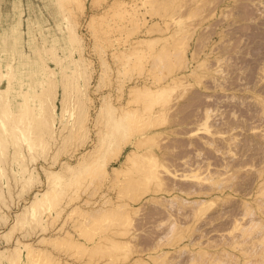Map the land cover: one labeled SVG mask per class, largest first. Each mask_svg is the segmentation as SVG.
Wrapping results in <instances>:
<instances>
[{"label":"rangeland","instance_id":"1","mask_svg":"<svg viewBox=\"0 0 264 264\" xmlns=\"http://www.w3.org/2000/svg\"><path fill=\"white\" fill-rule=\"evenodd\" d=\"M70 29L75 30L81 38L79 44L74 43L75 41L70 43L66 38ZM71 45L78 49L73 47L71 50ZM0 65V91L4 95L2 97L0 92V102L5 101V104L2 102L0 111L3 105H7L6 108L11 111L9 120L14 119L12 116L19 119V116L26 113L18 121L21 123L19 128L25 129V137L31 134L29 139L34 144L31 147L34 151L30 152L34 155L29 152L27 147L30 143L26 145L28 141H24L28 138H24V135L18 139V145L23 154H26V162L39 167L42 178L43 169L50 166L47 158L51 154L55 155L53 167L58 169L60 162L75 164L82 152L84 154L96 146L100 148L101 137L105 138L104 126L116 109L117 113L122 114L123 111H128V106L130 109L133 107L134 118L129 114L131 119L128 123L138 124L141 121L133 128L132 136H128L130 138H120V143L117 141L116 147L112 146L110 151L98 149L99 153L97 151L98 154L95 155L100 162L99 166L103 163L102 168H99V172L97 168L95 176L91 175V179L86 177L83 183V187L86 186L84 189L89 190L87 192L92 191L89 194L91 202L97 199V204L102 205L100 200H106L107 195L114 201L111 209L122 211L124 208L125 211L127 208L131 210L126 209L129 215H122L125 212L118 213L120 215L115 221H111L112 224L104 222L109 219H101V223L106 224L103 226L104 229L107 228L105 232L101 231L100 223L96 224L95 229L96 220L90 218L88 221L81 213L82 216H78L79 213L69 216L67 210L72 212L70 206L53 223L37 221L43 224L40 225L33 221L28 226H17L12 234L5 237L0 235V248L10 245L15 237L22 236L23 233L31 238L30 233H26L28 228L35 227V232L30 230L35 236L37 230L43 229L40 227H47L45 230L48 232L65 220L68 221L67 229L75 231L69 237L75 242H84V246H73L71 242L68 243L71 239L56 240L54 247L51 243L46 248L53 257L57 255L58 258L54 257V261H59L60 258L61 261L73 262L72 264H133L136 260L139 261L138 264L143 261L145 264H187L194 255L193 261L196 264H203V259L206 264V258H203L205 255L202 256L206 250L207 258L213 251L214 254L218 251L216 257L220 256L221 261V255L224 258L230 253L237 256L231 259L232 255L227 254L229 257L224 260L227 259L228 264H243L241 261L249 256L253 248L252 246L250 250L249 247L251 239L255 244L259 243L257 246L253 244L254 249L258 247L261 251L264 242L257 240L264 234V210L260 213L264 206V0H0ZM123 65L129 70L127 67L124 69ZM190 69L194 71L193 74L188 73ZM174 75H180L183 79L176 80V84L169 87L168 81ZM147 79L151 82V91L164 88L159 94L154 91L152 95L155 98L152 102L155 104L152 103L149 111L145 107L148 113H143L146 112L142 109L147 105L144 103L148 96L141 98L146 99L144 102L139 99V103H131L128 102V92L134 84ZM5 80L8 81L7 89ZM52 84H55L54 87ZM165 84L167 85L164 86ZM167 86L169 89L165 90ZM103 96L115 107L107 106L108 108L101 110ZM28 105L33 113L28 111L29 108L26 112L23 111ZM30 114H33L32 119L28 118ZM141 114H149L151 117L139 118ZM127 120L128 117L124 121ZM13 125L15 124L10 125L12 129ZM139 137L144 139L141 144L143 146L135 143ZM12 148L10 143L0 148V205H3V211L10 221L31 200L35 190L44 187L43 184L36 187L35 182L22 187L20 179L24 175L20 176L21 172L17 171L14 176L12 171ZM133 151L138 154L133 156L136 159L132 161L131 168L127 169L130 173L119 175L116 188L107 191L109 194L104 198L102 193H105L100 192L105 191L107 179L101 170L106 166L111 176L115 177L113 169H123L129 159L126 156ZM33 158L35 162L32 161ZM154 165L158 172L155 169V172L150 171ZM152 172L157 173L160 180L157 177L153 179ZM209 176L214 181L206 178ZM217 182L223 183L217 185ZM214 184L219 188L213 189ZM88 186L91 188L88 189ZM96 186L99 188H95ZM202 189L203 193L198 194ZM199 198L205 200L201 213L194 212L190 203ZM242 199H245L246 205ZM255 199L261 202H256ZM122 201L128 202L130 207L124 206L128 203ZM119 204L122 209L117 208ZM76 215L81 223L77 222L79 219H76ZM69 217L77 221L73 224ZM123 217L127 220L126 224ZM237 218L247 222H241V225L244 224L241 227H245L241 231L238 230L240 222L235 221ZM212 219H216V223ZM250 219H254L257 224L253 222L255 225L249 224L251 227L248 228ZM211 220L214 224H211ZM34 224L40 227L36 228ZM234 224L238 226H233ZM7 226L0 221V232L7 230ZM89 231L91 235L88 234ZM257 232L259 236L256 235ZM92 234H95L94 237ZM234 236L237 240L233 239ZM207 239L213 243L215 241V244L219 241L221 246L215 247ZM199 241L207 244L197 245ZM222 241L223 244L226 241L241 244L243 241L246 246L242 243L241 247L237 245L239 248L234 249L237 247L235 244L229 242L230 247L228 242V245H223ZM208 244L210 248L207 247ZM220 249L224 251H221L222 254H219ZM243 251H246L245 254L248 251L247 255ZM255 251H252L251 257H257L262 252ZM68 252H71L70 255H64ZM71 254L73 257H70ZM216 257L214 255L213 258ZM6 259L7 257L3 258L1 264H8ZM236 259L239 262L234 263ZM210 260H207V264H214ZM217 260L216 258V264ZM226 262L223 264H227Z\"/></svg>","mask_w":264,"mask_h":264},{"label":"bare ground","instance_id":"2","mask_svg":"<svg viewBox=\"0 0 264 264\" xmlns=\"http://www.w3.org/2000/svg\"><path fill=\"white\" fill-rule=\"evenodd\" d=\"M122 10H125V8L124 9H122ZM127 11V10H126ZM125 11V12H126ZM122 13V12H121ZM118 14H119V12H118ZM66 38L68 39V41L71 43V42H73V41H75L74 43H78L79 44V42L81 41V38L78 36V34L76 33V31L75 30H68V33H67V35H66ZM76 43V44H77ZM137 43V42H136ZM135 43V44H136ZM140 42H138L137 44H139ZM81 44V43H80ZM72 46V45H71ZM82 46V45H81ZM73 47H74V45L71 47V50L73 49ZM78 47H79V45H78ZM74 49L76 50V49H78V48H75L74 47ZM82 49V48H81ZM71 52V51H70ZM70 54V53H69ZM81 54V53H80ZM133 54V53H132ZM137 55V54H136ZM139 55V54H138ZM137 55V56H138ZM136 57V56H135ZM222 58V57H221ZM219 61H221L220 59H219ZM154 62V61H153ZM152 63V62H151ZM155 63V62H154ZM85 64V63H84ZM129 64V63H128ZM1 66V65H0ZM124 66V65H123ZM129 66V65H128ZM133 66V65H132ZM153 66H154V64H153ZM79 67V66H78ZM127 67V66H126ZM125 66H124V69L126 68ZM130 67V66H129ZM156 67V66H155ZM1 68V67H0ZM128 68V67H127ZM87 69V68H86ZM89 69V68H88ZM92 69V68H91ZM132 69V68H131ZM1 70H2V68H1ZM49 70V69H48ZM83 70H84V68H83ZM122 70H123V68H122ZM128 70H129V68H128ZM132 70H134V69H132ZM131 70V71H132ZM51 71V70H50ZM79 71V70H78ZM4 72H5V70H4ZM61 72V71H60ZM81 72V71H80ZM124 72V71H123ZM128 72V71H127ZM193 70H189V72L188 73H190V74H193ZM131 73V72H130ZM65 74V73H64ZM63 75V74H62ZM2 76V75H1ZM10 76V75H9ZM166 76V75H165ZM164 76V77H165ZM53 77V76H52ZM63 77V76H62ZM6 78H8V77H6ZM155 78L157 79V76H155ZM171 79V78H170ZM169 79V80H170ZM181 79H183V77L182 76H180V75H174V76H172V79L170 80V81H168L170 84H168V86L169 87H171V86H173V85H171V84H176V80H181ZM2 81V80H1ZM150 81H152V80H150ZM4 82V81H3ZM174 82V83H173ZM178 82V81H177ZM6 83H8V81L7 80H5V84ZM50 83V82H49ZM151 84V82H148V79L146 80V81H144V82H137L136 84H134L132 87H131V89H130V91L128 92V94L130 95V97H129V101L128 102H133V103H136L137 101H139L140 102V100L139 99H141V98H143V97H145L146 98V96H148L145 100L147 101V102H145L144 103V105H146V106H144V109H142V110H145L146 111V109L148 110V109H150V107H152V105L153 104H155V102H152V99L153 98H155V96L154 95H152L153 93H154V91L155 90H150V87L152 86V85H150ZM4 84V85H5ZM167 84H165L164 86H166ZM55 85V84H54ZM54 85L52 84V86L54 87ZM65 85V84H64ZM0 86H2V82H1V85ZM6 86V89H7V84L5 85ZM5 86H4V88H5ZM161 86V85H160ZM165 87V90L168 88L169 89V87ZM49 87V86H48ZM63 87V86H62ZM162 87V86H161ZM164 88V87H163ZM163 88H160L159 89V87H158V89L160 90H156L155 92H157L158 94H159V92L161 93L162 91L161 90H163ZM5 89V90H6ZM50 90H52L51 88H49ZM48 89V90H49ZM64 89H65V86H64ZM152 89V88H151ZM154 89V88H153ZM1 90V89H0ZM46 91V90H45ZM1 92V96H2V92L3 91H0ZM5 92V91H4ZM25 93V92H24ZM38 93V92H37ZM42 93V92H41ZM45 93V92H44ZM44 93H42V94H44ZM156 93V94H157ZM4 94V93H3ZM52 94V93H51ZM63 94V93H62ZM65 94V93H64ZM54 95V94H53ZM150 95V96H149ZM151 95L152 96H154V97H151ZM4 96V95H3ZM2 96V97H3ZM25 96V95H24ZM27 96V95H26ZM36 96V95H35ZM38 96H40V94L38 95ZM37 96V97H38ZM45 96V95H44ZM48 96V95H47ZM105 96V95H104ZM104 96H103V100H101V101H103V104H102V106H101V110H103L105 107L106 108H108L109 106H113V105H111V102L110 101H108L106 98H104ZM128 96V95H127ZM160 96H161V94H160ZM2 97H1V99H2ZM55 97V96H54ZM106 97V96H105ZM24 98H26V97H24ZM36 98V97H35ZM40 98V97H39ZM43 98V97H42ZM46 98V97H45ZM62 98V97H61ZM108 98V97H107ZM150 98V99H149ZM4 99V98H3ZM27 99V98H26ZM26 99H24L25 101H26ZM38 99V98H37ZM149 99V100H148ZM23 100V99H22ZM145 100H142L141 99V101L142 102H144ZM154 100H157V99H154ZM153 100V101H154ZM158 101V100H157ZM5 102V101H1L0 103V107H1V105L3 104V103ZM23 102V101H22ZM27 102V101H26ZM43 102V101H42ZM45 102H46V99H45ZM126 103L127 105H129V103ZM139 102H137V103H139ZM148 102H151V103H148ZM102 103V102H101ZM153 103V104H152ZM5 104V103H4ZM25 104V103H24ZM27 104H28V102H27ZM26 104V105H27ZM46 104V103H45ZM44 104V105H45ZM125 104V103H124ZM151 104V105H150ZM34 105V104H33ZM66 105V104H65ZM123 105V104H122ZM143 105V104H142ZM141 105V106H142ZM42 106V105H41ZM108 106V107H107ZM124 106H126V105H124ZM7 107V105L5 106V105H3V107L1 108V111H0V148L3 146L4 147V145H6L7 143H10V146L12 147L13 146V148H12V150H10V152H11V154H12V156H14V157H12L13 158V162H14V168L12 169V171L14 172V176H16V172L17 171H20L21 173H20V176H21V174L22 175H24L23 177L21 176V179L20 180H22V187H27V186H29V184H33L34 182L35 183H37L36 184V187H41V185L43 184V188L42 189H40V188H38V189H36L35 190V192H34V194H33V196L31 197V200H29V201H27L26 202V205L22 208V209H20L19 211H17L16 213H15V215H14V217H13V220L12 221H10L9 220V217L5 214V212L3 211V205H0V221L3 223V225L4 226H6V225H8L7 226V230H5V231H1L0 232V235L2 236V237H5V236H7V235H9L11 232H13V230L17 227V226H19V227H21V226H25V225H29L30 223H32L33 221L34 222H36L37 223V221H40V222H45L46 223V221L48 222H51L52 221V223L57 219V218H59L63 213L62 212H64L68 207H70V206H72V207H70L72 210V212H70V210H69V212H68V210H67V213H69L68 215L70 216H72L73 215V213L75 214H77L78 215V213H79V215L78 216H80L81 214L83 215V217H84V215H85V218H87V220L89 221L90 220V218H91V220H96V222H94L95 224V226L94 225H92V226H94V228L95 229H97L96 227H97V225L96 224H99L100 223V226H101V231L103 230H105V232H106V229L107 228H103V226H105L106 224L105 223H110V224H112L111 223V221L114 219V221H115V218L116 217H118V215H120L121 213L120 212H125V214L123 213L122 215H129V212L128 211H131V210H128L127 208V212H126V209H125V211H123V209L120 207V204H119V207H117L118 205L117 204H114V205H117V206H115V207H117L118 209L119 208H121L122 209V211H119V210H115L114 208L113 209H111L112 208V198L111 197H108L106 194L108 193L107 191H113L116 187H115V185H117V183H116V181L120 178V176L119 175H123V174H125L126 172L127 173H130V171H128L129 170V168H131V165H133L132 164V161H134L136 158H133V156H135V155H137L138 153L137 152H132V154H128V156H126V157H128V158H126V160L128 159V162L127 161H124V162H127L126 164H124L125 166H123V169H120L119 170V168H115V169H113L114 170V174L116 175H114L115 177H112L111 176V173L108 171V169H107V167L105 166V165H103V166H105L104 168H103V170H101L102 171V173H103V171H104V173H105V175H106V179H107V184H104V186L105 185H107V187H106V189H105V191H101L100 192V194L102 193V192H104L105 194H103L102 193V196L104 197L105 195V197H106V200H104V201H101L100 200V202H103V204L102 205H99V204H97V201L95 200V201H93V202H91L92 200L90 199L91 197L89 196V194H91V192L89 193V192H87V191H89V190H86V189H84V188H86V186L85 187H83L85 184H83L84 183V180L86 179V177H89L90 178V176L92 175V176H95V173H94V171H96V169H97V172H99V168H102V164H100V166H99V164L98 163H100L99 161H98V157L96 156L98 153H99V151H98V149H105L104 151H108V149H109V151H110V149L112 148V146L114 147V145L117 143L118 144V142H119V139L120 138H122V137H125L124 139H126V137H128V136H132L131 134H132V132H134V130H133V128L135 127H137L136 125H138L141 121H139V123L137 124V122L136 123H132V122H130V123H128L129 122V120L131 119V117H133L134 118V116H132V114H135L134 113V110H132V108L130 109L129 108V106H128V111L127 110H125V112L123 111L122 112V114H120V113H117L116 112V110H115V112H114V114H111V118L110 119H108L107 121V123H106V126H104V129H106L105 130V132H104V137L105 138H103V137H101L102 139V145H101V147L99 148L98 146H96V144L94 145V146H96V148L95 147H93L92 149H90V150H88V151H86L84 154H82L81 153V155H79L80 157H78V161H76V163L75 164H72V163H70V162H65V161H63V162H60V164H59V167H58V169H55L53 166L55 165V155L54 154H51V156L49 157V158H47V159H49L48 161V163H49V165L50 166H48V168H45V169H43V171H44V178H42L41 176H40V173H39V171H38V168L39 167H37L36 166V164H32V165H30V164H28V162H26V160L28 161V159H27V157L23 154V152L19 149L20 148V146L18 145V142H19V138H21V136H23L24 135V138H28L27 140H23L25 143H26V145L28 146V144H29V146L27 147V148H29V152H30V150H31V147L33 148V146H34V144H31V142H30V140L31 139H29L30 138V135L28 136V137H25V135H26V131H24L23 129H20L19 128V124H21V123H19L18 121L20 120V118H24V116H25V114H24V116H19L18 117V115H17V117L19 118V119H17L16 117H13L12 115V119L13 120H9L8 119V115L10 114V110L9 109H7L6 108ZM31 107V106H30ZM30 107H29V105H28V107L27 108H25V106L23 107V108H25L23 111L24 112H26L25 110L26 109H28L29 108V110L28 111H32V110H30ZM33 107H35V106H33ZM33 107H32V109H33ZM113 107H115V106H113ZM145 107H146V109H145ZM55 108H57V107H55ZM141 108V107H140ZM139 108V109H140ZM142 108H143V106H142ZM42 109V108H41ZM54 109V108H53ZM65 109V108H64ZM124 109H126V108H124ZM27 111V112H28ZM140 111V110H139ZM149 111V110H148ZM53 112H54V110H53ZM56 112V111H55ZM64 112V111H63ZM143 111H141V113H142ZM19 114H20V112H18ZM22 113V112H21ZM32 113H33V111H32ZM113 113V112H112ZM123 113H125V114H123ZM143 113H148L147 111L146 112H143ZM151 113V112H150ZM17 114V113H16ZM28 114H29V112H28ZM27 114V115H28ZM129 114H131V117L129 116ZM155 114V113H154ZM21 115V114H20ZM31 115V114H30ZM33 115V114H32ZM32 115L30 116V117H28V118H31L32 117ZM110 115V114H109ZM112 115L114 116V117H112ZM140 115V114H139ZM146 115V114H145ZM144 115V116H145ZM53 116V115H52ZM143 116V114H141V116L139 117V118H143L144 117ZM127 117H128V120L127 121H124V120H126L127 119ZM145 117H151V116H149V114H147V116H145ZM144 117V118H145ZM10 118V117H9ZM27 117H25V119H26ZM113 118V119H112ZM25 119H23V120H25ZM32 119V118H31ZM30 119V120H31ZM9 120V121H8ZM17 120V121H16ZM28 120V119H27ZM21 121V120H20ZM51 121H52V119H51ZM25 122V121H24ZM23 121H22V123H24ZM29 123V122H28ZM52 123V122H51ZM143 123V122H142ZM11 124H15L16 125V128H15V125H13L14 126V128L12 129V127L10 126ZM26 125V124H25ZM28 125V124H27ZM64 125V124H63ZM96 125V124H95ZM99 125V124H98ZM10 126V127H9ZM28 126H30V125H28ZM44 126V125H43ZM77 126H79V125H77ZM102 126V125H101ZM21 127V126H20ZM82 127V126H81ZM95 127V126H94ZM22 128V127H21ZM26 129L28 128L27 126L25 127ZM45 128V127H44ZM48 128V127H47ZM68 128V127H67ZM46 129V128H45ZM64 129V128H63ZM81 130V129H80ZM100 130V129H99ZM133 130V131H132ZM30 131V130H29ZM96 131H98V130H96ZM141 131H143V130H141ZM54 132H56V131H54ZM53 132V133H54ZM100 132H102L101 130H100ZM29 133V132H28ZM52 133V134H53ZM78 133V132H77ZM95 133V132H94ZM81 134V133H80ZM90 134V133H89ZM43 135H45V134H43ZM48 135V134H47ZM55 135V134H54ZM99 135V134H98ZM106 135V136H105ZM57 136H58V134H57ZM60 136V135H59ZM51 137V136H50ZM49 137V138H50ZM23 138V139H24ZM57 137H55V139H56ZM59 138V137H58ZM128 138H130V137H128ZM42 139V137L40 136V140ZM51 139V138H50ZM123 139V138H122ZM143 138H141V137H139L138 138V140H137V142H135L136 143V145L137 146H143V145H141L142 144V142H143V140H142ZM33 140V139H32ZM35 140V139H34ZM37 140V139H36ZM97 140V139H96ZM118 141V142H117ZM23 142V144H25ZM62 142V141H61ZM33 143H34V141H33ZM93 143H94V141H93ZM120 143V142H119ZM20 144V143H19ZM36 144V143H35ZM39 144H40V141H39ZM33 145V146H32ZM48 145V144H47ZM51 145V144H50ZM93 145V144H92ZM41 146H42V144H41ZM49 146V145H48ZM40 147V146H39ZM115 147H116V145H115ZM43 148V147H42ZM42 148H41V150H42ZM44 148H45V145H44ZM34 149H36L35 147H34ZM58 149V148H57ZM77 149V148H76ZM121 149V148H120ZM37 150V149H36ZM44 150V149H43ZM34 150H31V152H33ZM40 151V150H39ZM76 151V150H75ZM98 151V153H96ZM112 151H113V149H112ZM111 151V152H112ZM30 152V153H31ZM41 153V152H40ZM44 153V152H43ZM57 153V152H56ZM95 153H96V155H95ZM107 153V152H106ZM14 154V155H13ZM31 154H33V153H31ZM110 154V153H109ZM34 155V154H33ZM36 155V154H35ZM43 155V154H42ZM49 155V154H48ZM53 155V156H52ZM75 155H76V152H75ZM105 155V154H104ZM31 157H33L32 155H30ZM72 156V155H71ZM99 156V155H98ZM76 157V156H75ZM100 157V156H99ZM103 157V156H102ZM25 158H26V160H25ZM39 158V157H38ZM57 158V157H56ZM31 159V158H30ZM46 159V158H45ZM47 159H46V161H47ZM117 159V158H116ZM30 161V160H29ZM32 161H34L35 162V159L33 158V160ZM70 161V160H69ZM31 162V161H30ZM33 162V163H34ZM101 162H103V161H101ZM105 162V161H104ZM123 162V163H124ZM57 164V163H56ZM15 165H16V167H15ZM19 168H18V167ZM99 166V167H98ZM45 167V166H44ZM47 167V166H46ZM156 165H154V166H152L151 167V169H150V171H152L153 170V172H158L157 170H156ZM18 169V170H17ZM20 169V170H19ZM128 169V170H127ZM154 169H155V171H154ZM264 170V169H263ZM1 171V170H0ZM96 172V173H97ZM112 173H113V171H111ZM152 172V173H153ZM259 172H262V174H263V171L262 170H259ZM103 173V174H104ZM18 174V173H17ZM94 174V175H93ZM100 174V173H99ZM99 174H98V177H99ZM102 174V176H104ZM156 174V175H155ZM260 173H258V175H259ZM19 175V174H18ZM153 175H154V177H153ZM97 176H96V178H98ZM152 177H153V179L155 178V177H157L158 178V176H157V173H153L152 174ZM220 177V176H219ZM204 178V177H203ZM206 178H210V176L209 177H206ZM91 179V178H90ZM95 179V178H94ZM152 179V180H153ZM159 179V178H158ZM208 179H206V180H208ZM211 179V178H210ZM209 179V180H210ZM214 179V178H213ZM213 179H211L212 181H214ZM215 179H217V178H215ZM219 179V178H218ZM230 179H232V178H230ZM96 180V179H95ZM160 180V179H159ZM199 180H200V178H199ZM208 180V181H209ZM220 180V179H219ZM219 180H217L218 182H219ZM222 180V179H221ZM233 180V179H232ZM264 180V179H263ZM262 180V178H261V181H263ZM90 181V180H89ZM155 181V180H154ZM156 181H158V180H156ZM216 181V180H215ZM222 181H224V180H222ZM91 182H92V180H91ZM161 182V181H160ZM217 182V185H219V184H221V183H223V182H220V183H218ZM161 183H163V182H161ZM161 183H160V185H161ZM212 183V182H211ZM210 183V184H211ZM215 183V182H214ZM264 183V182H263ZM263 183H261V185L263 184ZM89 185H90V183H88ZM236 184V183H235ZM94 185V184H93ZM133 185V184H132ZM201 185V184H200ZM222 185V184H221ZM220 185V186H221ZM95 186V185H94ZM214 186H215V184H214ZM230 186V185H229ZM234 186V185H233ZM89 187L90 186H88L87 188L89 189ZM98 186H96L95 188H97ZM217 186H215L213 189H218V188H216ZM231 187V186H230ZM91 188V187H90ZM99 188V187H98ZM97 188V189H98ZM120 188V187H119ZM221 188V187H220ZM260 188H261V186H260ZM25 188H23V190H24ZM210 189V188H209ZM262 189V188H261ZM26 191H27V189H25ZM124 190V189H123ZM212 190V189H211ZM93 191H94V193H95V190L93 189ZM117 191V190H116ZM126 191H128V189L126 190ZM260 191V190H259ZM118 192V191H117ZM206 192V191H205ZM264 192V191H263ZM97 193V192H96ZM125 193H127V192H125ZM198 194H201V193H203V189L201 190V191H198L197 192ZM207 193H209V192H207ZM260 193V192H259ZM109 194V193H108ZM122 194V193H121ZM94 195V194H93ZM116 195H118V194H116ZM209 195V194H208ZM261 195H262V192H261ZM113 196V195H112ZM122 196V195H121ZM205 196H207L206 194H205ZM104 197V198H105ZM118 197V196H117ZM128 197V196H127ZM258 197V196H257ZM264 197V196H263ZM102 197H100V199H101ZM119 198H120V196H119ZM122 198V197H121ZM129 198V197H128ZM259 198H260V196H259ZM95 199V198H94ZM133 200H135L134 198H132ZM264 199V198H263ZM116 200V199H115ZM136 200H137V198H136ZM243 200V199H242ZM245 200V199H244ZM243 200V201H244ZM258 199H255V201L256 202H261V201H257ZM260 200V199H259ZM262 200V199H261ZM110 201V202H109ZM203 201H205V200H203V198H199L198 200H194V201H192V202H190L191 203V207L193 208L192 210L194 211V212H198V213H201L202 212V209H203V206H204V203H203ZM109 202V203H108ZM114 202V201H113ZM123 202V201H122ZM122 202H121V205H122ZM246 201H244V203H245ZM255 202V203H256ZM264 202V200H262V203ZM2 203V202H1ZM117 203V202H116ZM120 203V202H119ZM123 203H128V202H123ZM244 203H242V205L244 204ZM262 203H259V204H262ZM72 204V205H71ZM247 203H245L244 205H246ZM256 204H258V203H256ZM258 204V205H259ZM84 205L86 206V207H84ZM123 206V205H122ZM124 206H129L130 207V205H129V203H128V205L126 204V205H124ZM248 206H249V204L246 206V208H248ZM262 206V205H261ZM132 207V206H131ZM244 206H242V208H243ZM250 207H252V206H250ZM246 208L244 209V210H246ZM254 208V207H253ZM252 208V209H253ZM120 209V210H121ZM131 209V208H130ZM134 209V208H133ZM135 209H136V207H135ZM263 210H264V206H263V208L261 209V212L260 213H263ZM134 211V210H133ZM136 211V210H135ZM231 211V210H230ZM232 211H233V209H232ZM250 211V210H249ZM259 211H260V208H259ZM245 212V211H244ZM81 213V214H80ZM118 213H120V214H118ZM127 213V214H126ZM226 213V212H225ZM255 213V212H254ZM247 214H248V212H247ZM39 215V216H38ZM77 215H76V219H77ZM81 215V216H82ZM87 215V216H86ZM203 214H201V216H202ZM223 215H225V214H223ZM251 215V214H250ZM256 215V214H255ZM38 216V217H37ZM65 217H66V215H64ZM90 216V217H89ZM196 216H199V215H196ZM244 216V215H243ZM257 216H259L258 214H257ZM35 217H37V218H35ZM68 217V216H67ZM126 219H127V217L126 216H124ZM123 217V218H124ZM129 218H130V216H128ZM248 217V216H247ZM253 217H254V214H253ZM81 218V217H80ZM120 218H121V216H120ZM125 218L124 219H122L123 220V222L126 224V222L125 221H127V220H125ZM193 218H195V216H193ZM201 218V217H200ZM250 218H252V215L250 216ZM255 218V217H254ZM36 219H38V220H36ZM53 219V220H52ZM61 219V218H60ZM66 219V218H65ZM68 219H72V221L75 219V216H74V219L72 218V217H69ZM79 219V218H78ZM77 219V220H78ZM101 219H109L108 221H102L104 224H102L101 223ZM219 219V218H218ZM217 219V220H218ZM256 219V218H255ZM258 219V218H257ZM256 219V220H257ZM260 219V218H259ZM69 220V221H70ZM76 220V221H77ZM83 220V219H82ZM85 220V219H84ZM100 220V222H98ZM118 220V219H117ZM213 220V219H212ZM211 220V221H212ZM216 219H214L213 221H215ZM219 220H221V219H219ZM238 220V221H237ZM252 219H250L248 222V228H250L251 226V224L254 222L255 224H257V222L253 219V221H251ZM261 220V219H260ZM63 222L61 223V224H59V225H55V226H53V228H51V230H49L48 232H47V230H45L44 229V227H40L39 225L37 226L36 224H34L35 226H37L36 228H38V227H40V228H43L42 230L40 229V230H37V232H36V234H35V236H33L31 233L32 232H30V230L31 231H33L34 229H35V227H34V229L32 228V229H29L28 228V230L29 231H26V233L27 232H29L30 233V236H31V238H28L29 236H26L24 233H23V235L22 236H18V237H15V239L13 240V242L10 244V245H7V246H5L4 248H0V264H1V260L4 258H6L7 257V262H8V264H70V263H68L67 261L66 262H64V261H61V259L59 258V261L58 260H56V261H54V257H57V255L56 256H52L53 254H51V252L50 251H47V246L48 245H50L51 243H55L54 241H56V240H59V241H61L63 238L64 239H71V241L69 240L68 241V243L69 242H71V244L73 245H75V244H78V246H81L82 245V247L84 246L83 245V243L84 242H82V243H79V242H75V240H72V238H70V237H72L73 236V234H74V232H73V230H70L71 228H69V226L73 223L74 224V222H76V221H73L72 223H70V225L68 226V228L69 229H67V226H66V224H67V222L68 221H65V220H62ZM80 221V219L77 221V222H79ZM93 221H90V222H93ZM210 221V220H209ZM211 222V224H214V222ZM222 221H224V219L222 220ZM236 221V223L237 222H240L238 225L240 226L239 227V229L238 230H242L241 228H243V227H241V226H243V225H241V222H243L242 220L240 221L238 218L235 220ZM234 221V222H235ZM246 221V220H245ZM244 221V222H245ZM257 221H259V220H257ZM113 222V221H112ZM208 222V221H207ZM225 222V221H224ZM243 222V223H244ZM251 222V223H250ZM262 222V221H261ZM39 223V222H38ZM37 223V224H38ZM80 223H81V221H80ZM84 223H85V221H84ZM86 223H87V221H86ZM215 223H216V221H215ZM227 223V222H226ZM245 223H247V222H245ZM253 223V224H254ZM40 225H43V224H41V223H39ZM50 224V223H49ZM72 224V225H73ZM91 223H89V225H90ZM93 224V223H92ZM109 224V225H110ZM124 224V225H125ZM208 224H210L209 222H208ZM211 224L209 225V226H211ZM220 224V223H219ZM250 224V225H249ZM252 224V226H254ZM46 225V224H45ZM76 225V224H75ZM79 225V224H78ZM77 225V226H78ZM88 225V224H87ZM108 225V226H109ZM222 225H223V223H222ZM227 225V224H226ZM238 225H236V224H234L233 226H238ZM262 225H264V220H263V224ZM261 225V226H262ZM47 226H48V224H47ZM50 226V225H49ZM74 226V225H73ZM73 226H72V228H73ZM80 226V225H79ZM218 226V225H217ZM245 226H246V224H245ZM257 226V225H256ZM90 227V226H89ZM88 227V228H89ZM189 227V226H188ZM259 227V226H258ZM79 228V227H78ZM81 228V227H80ZM94 228H92V229H94ZM214 228V227H213ZM217 228V227H216ZM221 228V227H220ZM245 228V227H244ZM243 228V229H244ZM257 228V227H256ZM22 229V228H21ZM74 229V228H73ZM87 229V228H86ZM263 229V228H262ZM16 230V229H15ZM14 230V231H15ZM76 230V229H75ZM81 230V229H80ZM79 230V231H80ZM82 230H83V228H82ZM250 230V229H249ZM254 230V229H253ZM25 231H23V232H25ZM36 230H34L33 232H35ZM85 231V230H84ZM88 231V230H87ZM93 231V230H92ZM114 231V230H113ZM244 231V230H243ZM260 231V230H259ZM264 231V230H263ZM22 232V231H21ZM20 232V233H21ZM95 232H96V230H95ZM232 232V231H231ZM236 232V231H235ZM260 232H262V230L260 231ZM86 233H88V232H86ZM97 233V232H96ZM117 233V232H116ZM238 233V232H237ZM240 233V232H239ZM12 234V233H11ZM89 235H91L90 234V231H89V233H88ZM87 234V235H88ZM112 234V233H111ZM113 234H115V233H113ZM126 233L124 232V234L123 235H125ZM253 234V233H252ZM259 234V232H257V234L256 235H258ZM80 235V234H79ZM88 235V236H89ZM93 235V234H92ZM95 235V234H94ZM94 235H93V237H94ZM122 235V236H123ZM132 235V234H131ZM137 235V234H136ZM240 235V234H239ZM247 235V234H246ZM250 235V234H249ZM260 235V234H259ZM258 235V236H259ZM33 236V237H32ZM70 236V237H69ZM127 236V235H126ZM135 235H133V237H134ZM205 236V235H204ZM203 236V237H204ZM228 236V235H227ZM236 236H237V234H236ZM236 236H234L233 237V239L235 238V240H237L236 239ZM255 236V235H254ZM78 237V236H77ZM90 237V236H89ZM102 237H105V236H102ZM101 237V238H102ZM109 237V236H108ZM130 237H132V236H130ZM137 237V236H136ZM206 237V236H205ZM230 237V236H229ZM247 237H249L248 235H247ZM76 238V237H75ZM84 238V237H83ZM237 238H239V236L237 237ZM241 238V237H240ZM254 238V237H253ZM258 238V237H257ZM9 239V238H8ZM61 239V240H60ZM63 239V240H64ZM90 239V238H89ZM92 239V238H91ZM104 239V238H103ZM110 239H112V238H110ZM224 239V238H223ZM233 239H231V240H233ZM242 239V238H241ZM241 239H239V240H241ZM255 239H256V236H255ZM255 239H253V240H255ZM261 240V242H264L263 240H264V234L262 233V235H260V238H258V242ZM108 240V239H107ZM113 240V239H112ZM112 240H111V242H112ZM117 240V239H116ZM130 240V239H129ZM129 240H128V242H129ZM137 240V239H136ZM179 240V239H178ZM220 241H221V239H219ZM238 240V241H239ZM249 240V239H248ZM82 241V240H81ZM115 241V240H114ZM119 241V240H118ZM118 241H116V242H118ZM122 241V240H121ZM131 241V240H130ZM180 241V240H179ZM201 241V240H200ZM200 241H199V243H197V245H200V246H202L203 244H207V242H205V241H203L204 243H200ZM207 241H209L208 239H207ZM58 242V241H57ZM127 242V241H126ZM136 242V241H135ZM210 242V241H209ZM208 242V243H209ZM212 242V241H211ZM210 242V243H211ZM217 243H219V244H215V241H214V243L212 242V245H214L215 244V247L217 246L218 247V245L219 246H221L220 244H221V242H219V241H216ZM223 242L224 241H222V244H223ZM226 242H228V241H226ZM226 242H225V244H223V245H228L229 244V242L230 243H232L233 245L235 244L236 246L237 245H239L240 247H241V244L243 243V241H241V244H239V242H232V241H229L228 242V244H226ZM249 242H251V246H249L250 247V250H251V247L253 246V248H252V251L254 250H256L255 252L256 253H260L261 251V253L257 256V257H254V256H250V254L251 255H253V253H252V251H250L249 249V251H250V253H249V256L251 257H249V256H246V258L244 257L243 258V262L241 261V263H243V264H264V249H262V247L264 246H262L260 249H261V251L260 250H258L259 248L258 247H256V249H254L255 248V246H257L258 244H257V242H256V244H255V241H252V239H251V241L249 240ZM261 242H260V244H261ZM113 243V242H112ZM111 243V244H112ZM137 243V242H136ZM135 243V244H136ZM209 243V244H210ZM98 244H101V243H98ZM105 244H107V243H105ZM108 244H110V243H108ZM188 244V243H187ZM186 244V245H187ZM209 244H208V246L207 247H209ZM231 244V245H232ZM244 245H245V243H243ZM247 244H250V243H247ZM253 244H255V246L253 245ZM263 244V243H262ZM66 246H67V244H65ZM72 245H70V246H72ZM73 245V246H74ZM97 245V244H96ZM194 245H195V243H194ZM194 245L192 244V246L194 247ZM211 245V244H210ZM211 245V246H212ZM51 246H55V244L54 245H51ZM92 246V245H91ZM98 246V245H97ZM101 246V245H100ZM110 246V245H109ZM109 246H105L106 248H108ZM112 246H114V245H112ZM196 246V245H195ZM204 246V245H203ZM228 246H230V244L228 245ZM239 246H237V247H234V246H232V248L234 247V249H237V248H239ZM246 246V245H245ZM261 246V245H260ZM95 247V246H94ZM103 247V246H102ZM119 247H120V245H119ZM122 247H123V245H122ZM187 247H188V245H187ZM212 247H214V246H212ZM231 247V246H230ZM230 247H227V248H230ZM49 248V247H48ZM51 248V247H50ZM71 248V247H70ZM88 248V247H87ZM98 248V247H97ZM114 248V247H113ZM185 248V247H184ZM210 248V247H209ZM264 248V247H263ZM45 249H46V251H45ZM68 249V248H67ZM73 249V248H72ZM71 249V250H72ZM233 249V250H234ZM244 249H245V247H244ZM49 250V249H48ZM69 250V249H68ZM106 250H108V249H105V251ZM109 250H110V248H109ZM113 250V249H112ZM203 249H201V251H202ZM223 249H220L219 251H220V253L219 254H222L221 253V251H222ZM225 250V249H224ZM242 250H243V248H242ZM246 250H247V247H246ZM67 251V250H66ZM65 251V252H66ZM197 251V250H196ZM195 251V252H196ZM205 251V253H207V251L206 250H204ZM204 251H202V252H204ZM239 251V250H238ZM108 252V251H107ZM140 252V251H139ZM138 252V253H139ZM198 252V251H197ZM200 252V251H199ZM208 252H210V251H208ZM214 252V251H213ZM212 252V253H213ZM216 253L218 252V251H215ZM222 252H224V251H222ZM227 252H229V251H227ZM240 253H241V249H240V251H239ZM238 252V253H239ZM244 252H246V251H243V254H245ZM254 252V253H255ZM69 253V252H68ZM68 253H64V255H70V253L68 254ZM75 253V252H74ZM73 253V254H74ZM77 253H78V251H77ZM103 253V252H102ZM105 253V252H104ZM164 253H165V251H164ZM205 253H202L203 255L202 256H204L203 258H206V264H207V260L209 259L210 260V256L212 255V253H210L209 255V257L207 258L206 257V255L207 254H205ZM216 253L214 254L213 253V255H212V260H210V261H214V264H216L215 263V260H216V258L218 259L217 260V264H219V262H222V264L223 263H225L226 262V260H224V258L225 257H227L228 255H232V254H226V256H225V254H224V258H223V255H221L222 256V260L223 261H225V262H223V261H221V258L219 259V257L220 256H217L216 257ZM226 253V252H225ZM237 253V252H236ZM239 253V254H240ZM247 253H248V251H247ZM247 253L245 254V255H247ZM255 253V254H256ZM62 254V253H61ZM73 254H71V256L70 257H73L72 255ZM201 254V253H200ZM219 254H217V255H219ZM234 254V253H233ZM254 254V255H255ZM80 255V254H79ZM104 255V254H103ZM140 255V254H139ZM197 255H198V253H197ZM214 255H215V257L216 258H213L214 257ZM235 255V254H234ZM242 255V254H241ZM240 255V256H241ZM244 255V256H245ZM61 256V255H60ZM192 256V255H191ZM196 256V255H195ZM201 256V255H200ZM208 256V255H207ZM237 256V255H236ZM236 256L234 257L233 255L232 256H230V258L232 259V257H234V258H236ZM62 257H63V255H62ZM61 257V258H62ZM69 257V258H70ZM80 257V256H79ZM193 257H194V255L192 256V258L189 260V264H190V261H193ZM197 257V256H196ZM229 257V256H228ZM227 257V258H228ZM247 257H249V258H247ZM253 257H254V259H253ZM58 258V257H57ZM63 258H67V257H63ZM137 258V257H136ZM150 258V257H149ZM195 258V257H194ZM80 259H82V258H80ZM197 259V258H196ZM213 259H215V260H213ZM238 260H239V257L237 258ZM237 259L235 260V262L234 263H237V262H239V261H237ZM68 260V259H67ZM76 260V259H75ZM195 260V259H194ZM200 260H202L201 259V257H200ZM220 260V261H219ZM140 261H142V260H140ZM164 261V260H163ZM209 261V262H210ZM219 261V262H218ZM237 261V262H236ZM6 262V263H7ZM85 262V261H84ZM90 262V260L88 261V263ZM92 262V261H91ZM103 262V261H102ZM116 262V261H115ZM135 262V261H134ZM133 262V264H138V260H136V262L134 263ZM166 262V261H165ZM186 262V261H185ZM194 262V261H193ZM193 262H192V264H193ZM198 262H200V261H197V263ZM203 264H205L204 263V259L201 261ZM73 263V262H72ZM71 263V264H72ZM109 263H110V259H109ZM167 263V262H166ZM187 263V264H188ZM195 263V262H194ZM210 263H212V262H210ZM227 263V262H226ZM233 263V262H232ZM3 264V263H2ZM90 264V263H89ZM107 264V263H106ZM139 264H141V263H139ZM142 264H145L144 263V261L142 262ZM158 264H160V262L158 263ZM163 264H165V263H163ZM184 264H186V263H184ZM196 264V263H195ZM198 264H200V263H198ZM209 264V263H208ZM213 264V263H212ZM228 264V263H227ZM237 264H240V262L239 263H237Z\"/></svg>","mask_w":264,"mask_h":264}]
</instances>
